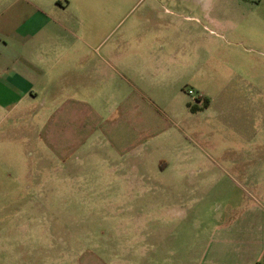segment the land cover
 I'll return each mask as SVG.
<instances>
[{"label": "crops", "instance_id": "0c3cea01", "mask_svg": "<svg viewBox=\"0 0 264 264\" xmlns=\"http://www.w3.org/2000/svg\"><path fill=\"white\" fill-rule=\"evenodd\" d=\"M153 1L122 45L121 0H0V143L27 155L2 187L32 197L0 264H264V79L218 64L227 0Z\"/></svg>", "mask_w": 264, "mask_h": 264}, {"label": "rangeland", "instance_id": "374dc122", "mask_svg": "<svg viewBox=\"0 0 264 264\" xmlns=\"http://www.w3.org/2000/svg\"><path fill=\"white\" fill-rule=\"evenodd\" d=\"M153 0H121V10L119 13V22L118 27L115 26V31L113 33V37L111 42H117L122 45L124 44H138L144 42L145 39V31L146 29H150L154 27L147 22V26L145 24V13L146 9L153 3ZM253 2H257L259 4L253 12V5H249L248 7L239 8L237 7L236 0H227V3L232 4V14L228 19L230 26L234 29L233 35L229 37V44H225L223 47H217L218 51V64L222 61V55L220 54V50L232 51L231 61L241 66L245 70L247 77H250L253 71H258L259 75L264 79V0H251L250 4ZM107 6V5H106ZM117 19V18H116ZM115 19V20H116ZM113 26V27H114ZM195 44H199L202 42V38L193 37ZM218 43H220L218 41ZM224 44V42H223ZM238 49V50H236ZM224 58V57H223ZM225 59V58H224ZM220 66V65H218ZM227 78L221 80L222 77H217V80L211 85L212 92L215 94L221 90V85L225 86L228 84V89L230 90L231 85L232 90L235 89L234 83L236 79L233 78L230 72L227 73ZM232 76V77H230ZM187 87V88H186ZM184 91L188 93V89L191 88L186 86ZM264 90V87H263ZM242 91H250L249 86L247 88L243 87ZM186 93V94H187ZM189 97V103L193 105H198L199 102L196 101L195 97L198 95L196 92L191 95L187 94ZM200 97V96H198ZM204 102H202V105ZM18 144V143H15ZM19 145V144H18ZM17 147V145H15ZM19 152L16 150H12V153L7 152V148L0 143V225L6 221H16L20 219H26L27 213L17 212L16 208L24 205L28 202V200L32 197L30 196H21L20 200L22 201L19 204L18 196H6L4 195V187H2L3 180L6 178V174L10 172L11 174H18L25 171L26 160L17 159L18 156L23 157V155L27 156L25 152V148L20 146L18 147ZM24 148V149H23ZM29 151H27L28 153ZM9 155V157H8ZM9 159V160H8ZM12 159V160H11ZM3 178V180L1 179ZM11 181H4V186L7 184L10 185ZM87 203H105V201L101 200L106 197H97V196H88ZM185 200L183 203H180L184 206L189 205L188 197H184ZM140 197H137V201H139ZM36 202L43 203L46 205H50L51 201L47 196H37ZM9 205L10 208H6ZM18 205V206H17ZM41 219H44L41 217ZM91 219V218H89Z\"/></svg>", "mask_w": 264, "mask_h": 264}, {"label": "trees", "instance_id": "16d2710c", "mask_svg": "<svg viewBox=\"0 0 264 264\" xmlns=\"http://www.w3.org/2000/svg\"><path fill=\"white\" fill-rule=\"evenodd\" d=\"M203 102H204V104L201 107H199L198 105H193L192 103H189V107L193 112H196L203 107H207L210 103L209 99H207V98Z\"/></svg>", "mask_w": 264, "mask_h": 264}, {"label": "built area", "instance_id": "2783aa9c", "mask_svg": "<svg viewBox=\"0 0 264 264\" xmlns=\"http://www.w3.org/2000/svg\"><path fill=\"white\" fill-rule=\"evenodd\" d=\"M188 93L191 94V95H193V94L195 93V90L192 89V88H189V89H188ZM195 97H197V98H196V101H199V100L201 99L200 97H198V95H196Z\"/></svg>", "mask_w": 264, "mask_h": 264}]
</instances>
